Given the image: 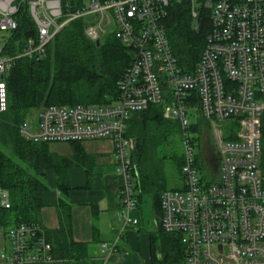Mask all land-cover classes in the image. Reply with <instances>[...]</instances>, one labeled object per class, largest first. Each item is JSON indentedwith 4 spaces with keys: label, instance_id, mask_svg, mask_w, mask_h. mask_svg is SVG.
Here are the masks:
<instances>
[{
    "label": "built area",
    "instance_id": "1",
    "mask_svg": "<svg viewBox=\"0 0 264 264\" xmlns=\"http://www.w3.org/2000/svg\"><path fill=\"white\" fill-rule=\"evenodd\" d=\"M185 5L193 30L208 28L191 73L180 67L167 35L170 12ZM23 18L32 21V34L17 42L21 50L10 56L7 46ZM80 19L87 21L93 42L113 36L133 53L118 81L117 101L45 107L20 125L19 134L36 144L113 143L122 179V226L102 251L117 252L126 231L139 224L133 216L135 140L127 135L128 122L133 114L162 105L164 118L184 131V164L183 187L161 197V229L180 239L186 264H264V0H0V114L8 109L5 76L16 61L44 56L57 35ZM219 123L235 131L225 135ZM204 124L209 131L201 149ZM210 139L213 144L206 147ZM206 148L216 164L208 161ZM0 204L10 207V195L1 189ZM33 232L25 226L13 231L0 264L55 263L42 235L36 253L26 252Z\"/></svg>",
    "mask_w": 264,
    "mask_h": 264
},
{
    "label": "trees",
    "instance_id": "2",
    "mask_svg": "<svg viewBox=\"0 0 264 264\" xmlns=\"http://www.w3.org/2000/svg\"><path fill=\"white\" fill-rule=\"evenodd\" d=\"M167 22L168 39L180 67L187 73L195 71L207 37V25L196 33L186 5L174 8ZM86 25L85 19L71 22L57 35L44 56L18 59L5 76L8 109L0 114V189L9 193L10 207L0 204V229L8 241L10 234L20 227L34 228L26 241V252L36 253L34 247L43 236L51 246L53 264H101L104 259L90 256L89 245L74 240L70 207L65 198L72 190L70 168H84L89 185L95 176L96 157L85 151L84 144L106 140L63 143L72 148V154L65 156L54 151L52 144H36L23 139L19 127L30 113L45 107L110 106L117 101V84L129 68L133 53L113 36H107L97 46L87 36ZM32 28V21L23 18L6 54L17 56L21 50L17 42L21 45L30 37ZM190 132L193 135L198 133L197 126ZM183 133L177 121L164 118L162 105L133 114L127 125V135L135 140L132 165L136 211L141 206L142 197L148 195L157 216L158 230L150 235L153 264H186L180 239L164 233L160 226L163 193L183 187L184 155L179 152ZM47 172L56 175L57 188L61 193L59 228L55 230L44 228L41 222L42 198L49 190ZM171 173L176 174L177 179L174 180ZM173 182H182V187L174 189L178 186H172ZM120 190L121 185L118 189L121 214ZM93 210L97 212L96 207ZM120 243L117 252H124L125 248Z\"/></svg>",
    "mask_w": 264,
    "mask_h": 264
},
{
    "label": "crops",
    "instance_id": "3",
    "mask_svg": "<svg viewBox=\"0 0 264 264\" xmlns=\"http://www.w3.org/2000/svg\"><path fill=\"white\" fill-rule=\"evenodd\" d=\"M103 142L106 144L110 141ZM110 144L112 142L107 145ZM110 146L112 148H107L108 150H104L103 153H93L90 146L86 147L84 144L85 151L96 157V164L93 169L95 176L90 185L84 168L73 167L69 169V180L72 190L65 198V201L70 207L73 238L76 242L89 245L90 256L99 259L107 258L108 264H153L151 237L141 236L142 244H138L141 238L138 237L137 233L141 229H137V227L126 231L120 246L123 248L126 246L127 248L135 245L141 246L144 248L142 256L137 257V255H131L127 252L125 253V251L104 253L101 250V244L103 242H112L117 237V231L122 226L119 219L121 199L118 192L122 179L115 172L116 162L113 157V144ZM56 151L65 156L72 154L70 146L69 149L58 148ZM105 157L110 158L106 159ZM110 159L114 160L111 165L109 164ZM103 164L106 165L102 169L100 166ZM211 164H216V160H213ZM96 170L99 171L96 172ZM46 174L49 190L44 193L42 198L44 208L41 214V222L44 228L55 230L59 228L58 208L61 193L57 188L56 175L53 172H47ZM93 207H96L97 212H94ZM137 213L139 212L137 211ZM8 247L5 233L0 229V250Z\"/></svg>",
    "mask_w": 264,
    "mask_h": 264
},
{
    "label": "rangeland",
    "instance_id": "4",
    "mask_svg": "<svg viewBox=\"0 0 264 264\" xmlns=\"http://www.w3.org/2000/svg\"><path fill=\"white\" fill-rule=\"evenodd\" d=\"M167 25H168V22H167ZM30 114L28 115L27 118H30L31 117ZM190 122L193 123L194 121L190 120ZM219 125L221 126L222 129H224L222 131L224 132L225 135H230L232 133V130L235 131V127H232V126H230V125H228L226 123H219ZM207 131H209L208 127H205V128L202 127V132L200 134L201 136H200V139L198 140V142H201L202 143L201 149L203 148V142L202 141H203V139H206ZM108 143H110V142H108ZM108 143L105 144L103 141H99V142H87V143H85V146L86 147L90 146L91 152H93V153H96V152L97 153H103L104 150L106 151L107 148L108 149H111L112 148V146H110L112 144L107 145ZM209 143L210 144H213V139H210V141H204V145L206 147L209 146ZM51 148L54 151L58 150V148H67V149H69V145L68 144H52L51 145ZM206 149H208V150H205L206 152L204 151L205 152V155H206L208 161L210 163H213V160H215V159L212 156V154L210 153L211 152L210 149L209 148H206ZM179 152L181 154H184V143H183V139H182V142H181V146L179 148ZM197 153H199L198 150H197ZM105 158L106 159H109L110 157H105ZM113 161H114L113 159H110V163L109 164L110 165L113 164ZM105 165L106 164L101 165L100 168L103 169V167ZM98 171L99 170H96V172H98ZM115 172L117 174V169L115 170ZM171 175H174V174L171 173ZM175 179H177L176 174L174 175V180ZM172 186H174V187L178 186L177 188H174V187H172V188L179 189V188L182 187V182H180V184H178L177 182H173ZM137 211L139 213H137ZM137 211L133 213V216L136 217V218H138V220L140 221L139 226L137 227V229L139 228V229H141V231L139 233H137V235H138L139 238H141V239H139L138 244H142V237H144V236H147L148 237L151 234H154V233L157 232L156 231V228H157V226H156L157 225L156 217L157 216H156V213L154 212V209H153L152 199L148 195H145V196L142 197L141 206H140L139 210H137ZM9 245L10 244H9V240H8V246ZM161 245H162L161 242H159L158 243V246L161 247ZM143 249H144L143 247L137 246V245H135L134 247H131V248H127V246H126L125 247V253L127 252V253H129L131 255L135 254V255H137V257H140V256H142L141 254H142V250Z\"/></svg>",
    "mask_w": 264,
    "mask_h": 264
},
{
    "label": "water",
    "instance_id": "5",
    "mask_svg": "<svg viewBox=\"0 0 264 264\" xmlns=\"http://www.w3.org/2000/svg\"><path fill=\"white\" fill-rule=\"evenodd\" d=\"M96 45L97 46H100L101 45V42L100 41L96 42Z\"/></svg>",
    "mask_w": 264,
    "mask_h": 264
}]
</instances>
